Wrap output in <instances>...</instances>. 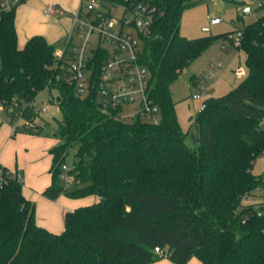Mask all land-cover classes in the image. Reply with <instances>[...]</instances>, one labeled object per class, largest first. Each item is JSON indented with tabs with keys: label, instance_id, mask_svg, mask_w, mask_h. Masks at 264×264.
<instances>
[{
	"label": "trees",
	"instance_id": "obj_1",
	"mask_svg": "<svg viewBox=\"0 0 264 264\" xmlns=\"http://www.w3.org/2000/svg\"><path fill=\"white\" fill-rule=\"evenodd\" d=\"M27 1L7 9L0 0V104L15 109L16 115L6 113L12 124L18 116L24 121L17 133L39 136L43 127L34 103L39 93L56 89L62 113L56 137L62 142L51 150L52 184L43 196H95L98 202L67 212L65 231L55 234L37 224L23 181L0 165V264H188L193 258L201 264H264V216L243 203L258 188L264 193L263 179L252 172L264 150V4L257 9L263 16L240 29L238 50L246 54L248 74L233 92L205 100L193 149L172 86L211 45L236 31L182 36L191 0H106L123 10V18L142 9L154 18L151 32L141 37L140 63L150 72L160 122H127L119 110L103 111L95 74L82 97L71 85L50 84L63 71L56 47L43 36L18 47L16 11ZM72 147L78 151L68 168ZM67 178L76 189L60 183Z\"/></svg>",
	"mask_w": 264,
	"mask_h": 264
},
{
	"label": "built area",
	"instance_id": "obj_2",
	"mask_svg": "<svg viewBox=\"0 0 264 264\" xmlns=\"http://www.w3.org/2000/svg\"><path fill=\"white\" fill-rule=\"evenodd\" d=\"M225 1L238 3L243 19L258 12L257 9L264 4V0ZM17 3L18 0H6L5 5L10 9ZM116 9L117 6L106 0H82L79 10L72 14H67L57 5H50L47 8L45 14L49 17L70 15L72 19L66 47L55 51L56 64L63 73L56 76L50 84L56 82L71 85L76 95L82 97L88 92L95 74L100 82L99 94L104 112L119 110V115L124 120L139 117L158 124L161 111L150 98L151 75L148 68L140 63L141 37H146L151 32L154 18L142 9L133 14L134 19L131 22L127 17H122L120 20L114 16ZM212 23L219 25L221 20L214 19ZM227 39L230 46L238 50L242 46L243 31L238 30L230 34ZM94 41L99 43L97 51L92 47ZM104 45H107L108 49L102 48ZM204 90L202 86V91ZM194 99L199 100L201 96L196 95ZM126 106H136L139 108V113L133 116L126 115L123 112ZM3 109L9 115L15 114V109L12 107L7 109L3 106ZM45 111V109H36L39 115ZM14 120L13 128L16 134L17 127L24 121L20 116L15 117ZM63 169L67 170V167ZM17 177L22 181L21 176L17 175ZM245 205L253 206L259 217L264 216V193ZM155 252L160 258L165 257L160 248H156Z\"/></svg>",
	"mask_w": 264,
	"mask_h": 264
},
{
	"label": "rangeland",
	"instance_id": "obj_3",
	"mask_svg": "<svg viewBox=\"0 0 264 264\" xmlns=\"http://www.w3.org/2000/svg\"><path fill=\"white\" fill-rule=\"evenodd\" d=\"M103 1V0H102ZM192 5L187 7L183 13L181 21V35L188 39H198L211 35H224L234 30V28H244L245 25L251 24L261 17L260 12H256L243 20L241 17L238 3L227 2L225 0H191ZM114 16L122 19L123 10L116 9ZM128 20L134 19L133 15H129ZM214 19H220L219 25H213ZM137 36V35H136ZM66 42L62 43L65 44ZM226 40L220 38L211 45L201 56L191 63L180 75L179 79L172 86L173 99L176 103V111L178 120L182 130L190 135L187 137V144L193 149H197L199 142L192 139V134L199 138L197 133V119L203 110L205 100L210 98L223 97L235 89H237L248 74L246 66V54L243 51L232 49L226 50ZM93 50L99 49V43H92ZM108 49L107 45L102 46ZM2 69V61L0 57V70ZM202 86L205 88L202 91ZM200 95L201 99L195 100L194 96ZM59 92L56 89H47L39 93L35 108L45 109L36 119V123L43 127L42 135L38 137L45 138L53 144H61V139L55 137L59 122L62 120V113L57 104ZM0 109L3 106L0 105ZM126 115L133 116L139 113L136 106H126L123 108ZM133 119H126L132 122ZM264 128V120L262 122ZM78 148L72 147L66 159V166L72 168L75 162V156ZM253 174L263 179L264 182V150L254 160ZM60 183L68 190L77 188L76 184H70L69 178L61 180ZM262 193V189L258 188L243 200L244 204H248L256 196Z\"/></svg>",
	"mask_w": 264,
	"mask_h": 264
},
{
	"label": "crops",
	"instance_id": "obj_4",
	"mask_svg": "<svg viewBox=\"0 0 264 264\" xmlns=\"http://www.w3.org/2000/svg\"><path fill=\"white\" fill-rule=\"evenodd\" d=\"M81 1L28 0L20 5L16 11L15 21L18 47L23 48L30 38L39 35L43 36L50 45L55 46L57 50L64 49L72 28L70 15L49 17L45 12L50 5H57L67 14L76 13L80 8ZM243 21L245 22V19ZM240 29L234 28L231 32ZM224 40L227 43L224 47L226 50L235 49L230 46L228 39ZM64 42L66 43L62 45ZM57 146V143L53 144L42 137L24 133L14 134L13 124L6 112L0 109V165L11 174L21 176L24 196L36 205L37 224L50 232L61 234L65 231L67 212L97 203L98 198L92 196L73 200L61 196L57 201H50L43 196L44 190L52 184L51 150ZM153 264L174 263L163 259ZM188 264H201V262L197 258H193Z\"/></svg>",
	"mask_w": 264,
	"mask_h": 264
},
{
	"label": "water",
	"instance_id": "obj_5",
	"mask_svg": "<svg viewBox=\"0 0 264 264\" xmlns=\"http://www.w3.org/2000/svg\"><path fill=\"white\" fill-rule=\"evenodd\" d=\"M192 139L195 141V142H198V139L196 138L195 134H192Z\"/></svg>",
	"mask_w": 264,
	"mask_h": 264
}]
</instances>
